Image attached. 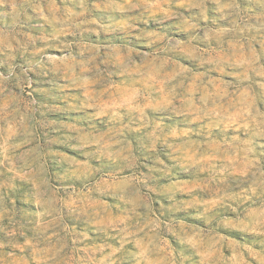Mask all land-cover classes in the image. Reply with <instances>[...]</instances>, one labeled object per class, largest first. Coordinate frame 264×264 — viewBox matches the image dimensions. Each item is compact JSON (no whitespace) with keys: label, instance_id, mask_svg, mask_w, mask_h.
Returning <instances> with one entry per match:
<instances>
[{"label":"rangeland","instance_id":"rangeland-1","mask_svg":"<svg viewBox=\"0 0 264 264\" xmlns=\"http://www.w3.org/2000/svg\"><path fill=\"white\" fill-rule=\"evenodd\" d=\"M0 264H264V0H0Z\"/></svg>","mask_w":264,"mask_h":264}]
</instances>
